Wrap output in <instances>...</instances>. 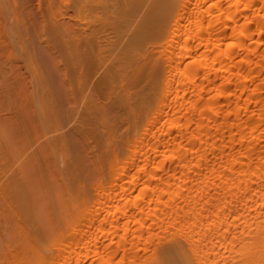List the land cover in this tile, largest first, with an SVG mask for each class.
<instances>
[{"label": "bare ground", "instance_id": "6f19581e", "mask_svg": "<svg viewBox=\"0 0 264 264\" xmlns=\"http://www.w3.org/2000/svg\"><path fill=\"white\" fill-rule=\"evenodd\" d=\"M31 7L0 0L30 78L0 94V264H264V0Z\"/></svg>", "mask_w": 264, "mask_h": 264}, {"label": "rangeland", "instance_id": "374dc122", "mask_svg": "<svg viewBox=\"0 0 264 264\" xmlns=\"http://www.w3.org/2000/svg\"><path fill=\"white\" fill-rule=\"evenodd\" d=\"M30 2H31V9L30 10H28V13H29V16L30 17H34L36 20H37V22L38 23H40V15H39V13H38V10H37V0H29ZM30 5V4H29ZM7 15H8V13H7ZM10 16V14L8 15V17ZM9 19H12V17L10 16L9 18H8V21H9ZM2 20V19H1ZM10 25H8L7 27H5L4 25L2 26H0V45H3V46H7V47H9V45H10V35L12 36V31L10 30V31H8V28H10L9 27ZM6 33V34H5ZM6 35V36H3V35ZM8 34V35H7ZM8 36V37H7ZM10 38V39H9ZM12 39H13V37H12ZM11 39V40H12ZM8 40H9V42H8ZM13 41V40H12ZM10 51V50H9ZM1 53V55H6V57H8V61H9V59H10V56H7V53H9V52H7V53H2V52H0ZM17 53H18V51H17ZM4 56H0V58H1V61L3 62H5V64H7L6 62H8L6 59V57H4ZM5 58V59H4ZM6 60V61H5ZM0 61V66L2 67V66H4L3 64L4 63H2ZM8 64L10 65V63L8 62ZM7 64V65H8ZM8 65V66H9ZM7 67V66H6ZM9 76V77H8ZM15 77V78H14ZM26 77V79H25V81H26V83H27V80L28 79H30L29 78V75H0V94L1 95H3V90L6 92H8V93H13V94H15L16 93V91H17V93L15 94V99L16 100H20V99H22V95L18 92L19 90H17L18 88H19V86H20V82L23 80V78H25ZM18 78H19V80H18ZM17 79V80H16ZM16 81V82H15ZM19 83V84H18ZM7 89V90H5V89ZM9 88H10V91H9ZM11 88H12V91H11ZM3 89V90H2ZM15 89V90H14ZM17 94H18V96H17ZM21 95V96H20ZM2 97V96H1ZM2 99V98H1ZM0 99V100H1ZM1 103H4L5 104V101H1ZM0 103V120L3 118V120H1L2 121V123H1V125H5L6 126V129L4 128V133H1V132H3V131H1V129H0V137H1V135H3L4 137H5V135H6V133L7 132H11L12 133V131H14V128H15V121H14V118H15V115H17L18 116V110H17V108H15L14 107V105H13V107L12 106H10L7 102H6V104H5V106H3V104H1ZM11 104V103H10ZM7 105H9L8 107H9V110H5L6 108H7ZM12 107V108H11ZM15 108V110H13ZM14 114V115H10V117H13V119H10V117H9V120H8V117H7V115L6 114ZM3 116V117H2ZM7 117V121H10V122H7L6 120L4 121V119ZM12 120H13V122L14 123H12ZM5 122V123H4ZM7 123V124H6ZM8 124L9 125H11L12 127L11 128H13L12 130H11V128H10V126L8 127ZM10 131H9V130ZM68 130V129H67ZM1 143V142H0ZM34 146V145H33ZM4 152H6V154H4ZM8 152H7V150L4 148V146L1 144L0 145V173H2V171H3V169H4V162L6 161L5 160V157L8 155V157L7 158H9V154H7ZM6 155V156H5ZM5 156V157H4ZM2 207H0V212H2Z\"/></svg>", "mask_w": 264, "mask_h": 264}]
</instances>
